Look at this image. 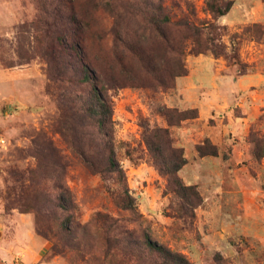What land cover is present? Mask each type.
Masks as SVG:
<instances>
[{"label":"rangeland","instance_id":"374dc122","mask_svg":"<svg viewBox=\"0 0 264 264\" xmlns=\"http://www.w3.org/2000/svg\"><path fill=\"white\" fill-rule=\"evenodd\" d=\"M57 1L0 0V264H70L60 256L50 258L54 239L38 234L34 212H24L34 202L29 192L36 182L49 189L60 182L67 188L77 206L74 221L80 224L97 211L117 214L111 197L118 189L114 177L91 173L61 133L67 134L65 128H69L79 136L73 107L79 110L86 105L89 95L84 87L68 85L63 99V91L54 89L47 79L42 54L48 50L46 33ZM126 1L75 2L92 26L88 31L92 58L109 51L115 25L123 34L134 33L136 24L142 22L125 9ZM161 1L172 21L183 17L189 4L197 18L209 25L205 35L214 40L220 56L193 55L188 42L183 60L188 73L177 77L173 88L109 90L115 159L141 215V221L130 227L183 254L191 264H264V159L253 157L247 137L251 132L264 135V0H220L231 8L218 18L207 12L211 0ZM146 3L141 9L146 5L156 9L160 0ZM82 27L87 30L86 25ZM39 35H43L42 45ZM180 36L173 31L171 39ZM141 37L147 38L145 45L161 47L146 32ZM165 57L173 55L165 53ZM223 82L228 87L221 91ZM191 85L196 90L189 96ZM225 97L229 112L213 110L199 120L196 104ZM241 99L249 107L247 113L258 117L248 130L228 134L223 126L229 117L243 115L237 107ZM163 108L198 111L196 119L168 127L175 147L183 149L187 161L178 176L185 185H196L202 199L190 215L181 214L180 199L167 190L166 179L150 163L143 143V128L167 127L160 115ZM204 142L215 145L218 156L200 157L195 147ZM46 149H56L53 169L48 167ZM47 207H41L45 218L54 213Z\"/></svg>","mask_w":264,"mask_h":264},{"label":"trees","instance_id":"16d2710c","mask_svg":"<svg viewBox=\"0 0 264 264\" xmlns=\"http://www.w3.org/2000/svg\"><path fill=\"white\" fill-rule=\"evenodd\" d=\"M76 1L56 2L51 26L46 33L48 50L42 54V58L47 64V79L54 89L63 91L60 92L63 99L66 94L64 89L68 85L75 89H87V104L81 103L79 110L73 107V117L76 120L74 129L75 133H80L79 136L70 133L69 128H65L67 134L63 131L61 133L69 142L71 152L91 173L114 177L118 189L112 191L111 197L117 214L97 211L85 224L74 221L77 206L69 190L60 186V182L51 189L36 182L29 192V195L34 196V202L24 212H34L39 227L38 234L49 240L54 239L50 258L60 256L70 264H191L183 254L153 241L144 231L130 227L141 221V215L137 211L135 199L128 193L125 173L115 159L111 143L112 101L108 92L110 89L124 87L163 90L173 88L175 79L188 73L183 63L189 49L188 42L191 44L189 53L193 55L209 52L215 58L220 56L214 49V40L205 35L209 25L197 18L189 4L183 17L172 21L161 0L156 9L150 10L148 5L141 9L146 0H127L125 5L128 8L125 9L142 22L136 24L134 33L123 34L119 25H115L109 51L101 52L103 56L99 59L92 58L88 52V31H92V26L84 18L80 7L74 6ZM206 7L212 18H218L226 15L231 5L211 0ZM82 25H86L87 30ZM169 31L171 35L173 31H177L181 36L172 40L167 33ZM145 32L154 37L161 47L155 49L149 43L145 45L147 38L141 37ZM38 37L42 45L40 38L43 35ZM165 53H171L173 57L166 58ZM160 115L167 127L143 128L145 150L152 166L166 179L167 190L180 199L181 214L190 215L200 206L202 199L196 185H185L178 176L187 161L183 149L175 147L168 127L196 119L198 111L163 108ZM247 137L253 146V157L258 161L263 160L264 135L257 136L251 132ZM95 142H100L101 148ZM195 148L200 157L218 156L217 147L209 142L196 145ZM46 150L49 156L48 167L53 169L56 165L52 158L57 156L56 149ZM59 162H62L61 158ZM39 167L46 170L45 165ZM32 173L35 180L36 176ZM46 206L54 210L53 215L48 218L42 216L41 207ZM45 224H49V227Z\"/></svg>","mask_w":264,"mask_h":264},{"label":"crops","instance_id":"0c3cea01","mask_svg":"<svg viewBox=\"0 0 264 264\" xmlns=\"http://www.w3.org/2000/svg\"><path fill=\"white\" fill-rule=\"evenodd\" d=\"M261 80H263V78ZM263 82H264V80H263ZM222 84L223 85L220 86V90L221 91H223V89H226L228 87L227 86V83L223 82ZM240 87H241V85H240V83H238V85L236 86V88L239 89V92H241L240 91L241 90ZM195 90H196V86L191 85L187 89V91H188L187 94L189 96L191 94L194 95L195 92H193V91H195ZM230 93H231L230 95L233 96V98H234L235 93H233V91H231ZM219 94H221V93L219 92ZM219 94H216V96H218ZM228 101L229 100H227V98L225 97L221 101H219V99H217L216 102H213V101L209 100L208 102H202V104H199V105L196 104L195 107H197L199 109V120L205 119L207 117V115H210V113L213 112V110H219V111H227V112H229L231 110V108L228 106ZM237 107L242 108V114L243 115L242 116H239V117H229L228 124L225 125V126H223L225 128L223 130L225 132H227L228 134L229 133H234V132H237L238 133V130L239 131L248 130L250 124L253 123L257 119V117H258V115H251V114H248L247 113V109L249 107L246 104V102L243 101V99H241L239 102H237ZM261 107H264V105L262 104Z\"/></svg>","mask_w":264,"mask_h":264}]
</instances>
